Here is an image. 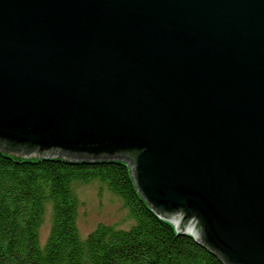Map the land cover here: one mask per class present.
<instances>
[{
	"label": "water",
	"instance_id": "water-1",
	"mask_svg": "<svg viewBox=\"0 0 264 264\" xmlns=\"http://www.w3.org/2000/svg\"><path fill=\"white\" fill-rule=\"evenodd\" d=\"M0 146L121 159L177 233L264 264V0H0Z\"/></svg>",
	"mask_w": 264,
	"mask_h": 264
},
{
	"label": "trees",
	"instance_id": "trees-1",
	"mask_svg": "<svg viewBox=\"0 0 264 264\" xmlns=\"http://www.w3.org/2000/svg\"><path fill=\"white\" fill-rule=\"evenodd\" d=\"M12 151L0 146V264H228L161 219L123 160L23 159ZM94 181L123 200L132 228L99 225L80 238L75 185ZM48 210L52 226L42 247L39 234Z\"/></svg>",
	"mask_w": 264,
	"mask_h": 264
},
{
	"label": "rangeland",
	"instance_id": "rangeland-1",
	"mask_svg": "<svg viewBox=\"0 0 264 264\" xmlns=\"http://www.w3.org/2000/svg\"><path fill=\"white\" fill-rule=\"evenodd\" d=\"M80 202L78 231L80 238L85 240L99 225L113 226L128 230L135 225L123 200L110 192L106 185L94 181L75 185ZM52 217L48 210L45 221L40 228V244L45 246L51 231Z\"/></svg>",
	"mask_w": 264,
	"mask_h": 264
}]
</instances>
